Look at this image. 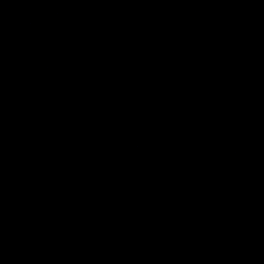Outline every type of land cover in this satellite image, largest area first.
Wrapping results in <instances>:
<instances>
[{
    "label": "water",
    "instance_id": "95a60500",
    "mask_svg": "<svg viewBox=\"0 0 264 264\" xmlns=\"http://www.w3.org/2000/svg\"><path fill=\"white\" fill-rule=\"evenodd\" d=\"M223 0H0V264H187Z\"/></svg>",
    "mask_w": 264,
    "mask_h": 264
}]
</instances>
